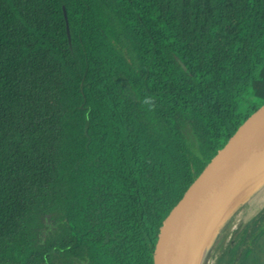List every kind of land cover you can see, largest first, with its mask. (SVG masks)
Segmentation results:
<instances>
[{
    "label": "trees",
    "instance_id": "16d2710c",
    "mask_svg": "<svg viewBox=\"0 0 264 264\" xmlns=\"http://www.w3.org/2000/svg\"><path fill=\"white\" fill-rule=\"evenodd\" d=\"M263 91L264 0H0V264H150L166 196ZM255 200L201 264H264Z\"/></svg>",
    "mask_w": 264,
    "mask_h": 264
},
{
    "label": "water",
    "instance_id": "95a60500",
    "mask_svg": "<svg viewBox=\"0 0 264 264\" xmlns=\"http://www.w3.org/2000/svg\"><path fill=\"white\" fill-rule=\"evenodd\" d=\"M67 31L70 37L68 24ZM262 152L264 91L187 167L166 196L149 240L150 264H189L201 221L231 179Z\"/></svg>",
    "mask_w": 264,
    "mask_h": 264
},
{
    "label": "bare ground",
    "instance_id": "6f19581e",
    "mask_svg": "<svg viewBox=\"0 0 264 264\" xmlns=\"http://www.w3.org/2000/svg\"><path fill=\"white\" fill-rule=\"evenodd\" d=\"M264 170V152L257 155L247 163L226 185L209 213L203 218L200 224L199 237L191 251L189 264H196L201 248L208 246L216 230L219 227V218L229 209L227 215L232 213L236 207L239 194L250 186L257 176ZM226 215V216H227ZM225 216V217H226ZM224 219V217H223ZM194 252V255H193Z\"/></svg>",
    "mask_w": 264,
    "mask_h": 264
},
{
    "label": "rangeland",
    "instance_id": "374dc122",
    "mask_svg": "<svg viewBox=\"0 0 264 264\" xmlns=\"http://www.w3.org/2000/svg\"><path fill=\"white\" fill-rule=\"evenodd\" d=\"M239 195L240 196L237 200L236 208H239L245 202H250V201H253L254 199H256L252 203V206H250V209H247L244 212L245 214H247L246 212H248V211H250L252 213L253 211H255L257 209L264 207V170H262L261 173L257 176V178H255V180L250 184V186L247 187L246 189H244ZM229 209L219 218V220H218L219 226L221 223H223L224 221L227 220L228 216L231 215V212L229 215H227ZM223 217H224V219H223ZM198 237H199V232L197 233L195 242L198 239ZM194 245H195L194 246V251H195L196 244H194ZM209 245H210V243L205 248H203V247L201 248L199 255H198V258H197V261H196V264H201L203 257L205 256V254L208 250ZM193 255H194V252H193Z\"/></svg>",
    "mask_w": 264,
    "mask_h": 264
}]
</instances>
